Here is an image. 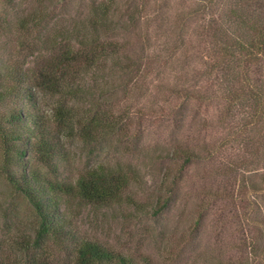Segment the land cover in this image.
I'll use <instances>...</instances> for the list:
<instances>
[{"label": "trees", "instance_id": "trees-1", "mask_svg": "<svg viewBox=\"0 0 264 264\" xmlns=\"http://www.w3.org/2000/svg\"><path fill=\"white\" fill-rule=\"evenodd\" d=\"M2 1L6 13L1 32L10 34L12 27L19 35L37 36L25 45L28 53L20 58L0 43V178L34 210L33 249H40L49 238L71 249L74 264H137L132 254L72 232L62 209H69L73 201L98 208L119 205L125 198L134 203V197L125 195L137 182L131 165L96 164L72 179L62 177L60 167L65 161V138L96 148L110 141L115 146L134 144L137 138L129 134V123L135 114L115 106L123 98L147 97L150 76L158 73L154 69L159 63L169 65L179 58L184 65L199 62L200 68L184 73L185 78L194 74L191 87L169 85L168 92L183 105L190 100L205 104L217 100L225 103L226 115L238 108L249 111L225 141L246 142L250 131L260 132L257 144L264 152V0H188L179 22L171 25L165 19L172 0H62L65 13L70 4L75 6V15L65 24L54 18L55 0H36L27 9L14 0ZM165 27L172 36L162 49L153 50L151 41ZM189 34H197L201 47L197 52L187 44ZM85 77L92 78L95 91L104 90L103 95L114 102L95 104L93 110L87 107L85 115L68 105L81 94L79 83ZM120 94L121 100L116 99ZM45 95L59 100L51 112L43 109ZM173 110L165 117L175 115L173 121L179 124ZM209 150L202 149L205 157ZM198 158L179 143L167 151V160L178 165L180 176ZM168 186L169 194H174V184L169 181ZM259 192L255 184H243L237 194L243 205L236 218L247 235L235 246L240 256H205L207 264H264V218L249 196ZM171 198L153 205V214L162 213ZM24 244L31 248L28 240ZM35 260L27 256L25 264H40ZM143 263L153 264L145 257ZM0 264L9 263L0 257Z\"/></svg>", "mask_w": 264, "mask_h": 264}, {"label": "rangeland", "instance_id": "rangeland-1", "mask_svg": "<svg viewBox=\"0 0 264 264\" xmlns=\"http://www.w3.org/2000/svg\"><path fill=\"white\" fill-rule=\"evenodd\" d=\"M55 1L54 18L61 19L65 24V19L75 15V6L70 4L69 12L65 13L60 7L62 0ZM187 2L170 1L165 19L168 25L179 22ZM14 3L27 9L34 6L36 0H14ZM5 13V4L0 0V43L9 49L13 57L20 58L28 53L25 45L34 43L37 36L35 33L31 36L19 35L12 27L10 34L8 30L6 35L3 34L1 29ZM47 35L51 34L48 32ZM171 36L165 27L150 46L153 50L162 49ZM187 44L192 51L201 49L197 34L189 36ZM180 62L179 58L169 65L159 63L154 69L158 73L150 76L147 97L140 96L134 100L123 98V103L121 101L117 103L119 106H115L122 112H134L129 123V134L137 138L134 144L115 146L110 141L96 148L76 138H65V161L60 167L62 177L72 179L92 165H114L117 162L130 164L137 174V182L125 193L134 197V203L125 198L119 205L98 208L85 207L73 201L69 209L62 208L68 214L72 232L81 238L106 244L116 251L132 254L137 264H144V257L153 264H207L205 256L219 254L221 257H239L235 246L247 236L242 232L245 228L236 218L243 205L237 198L243 184L246 187L255 184L260 189L258 195L249 196L256 200L264 218V152L261 144H257L263 133L250 131L246 136L248 141L230 140L227 143L225 140L236 132L242 117H247L250 112L238 108L226 115L225 103L219 104L217 100L208 104L203 100H190L183 105L181 99L171 95L166 87H191L190 79L194 74L185 78L184 73H192V68H200V63L184 65ZM177 79L181 81L177 82ZM91 81V77L80 81L78 92L81 94L68 102V105L80 108V114L85 115L87 107L95 109V104L103 105L108 100L114 102L113 97L103 95L104 90L95 91L96 85L93 86ZM121 96L116 99L121 100ZM57 101V97L45 95L43 109L49 111ZM146 107L148 112L142 115ZM172 108L178 114L175 121L179 124L173 121L175 115L165 117ZM176 143L187 146L199 157L181 176L176 172L178 165L167 160L168 149ZM205 146L211 149L210 156L206 154L205 157L202 151ZM169 181L175 186L172 195L169 194ZM224 190L232 196L228 197ZM169 197H172L171 202L155 216L152 206ZM199 216L202 217L201 223L195 226ZM36 227L32 207L0 178V257L9 264H25L27 256L36 257L35 262L40 264H74L71 249L62 247L54 239L48 238L40 249H33L31 245ZM26 240L31 247L28 250V245L24 244Z\"/></svg>", "mask_w": 264, "mask_h": 264}]
</instances>
